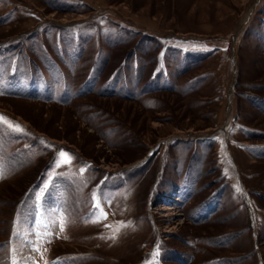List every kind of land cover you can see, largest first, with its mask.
Returning <instances> with one entry per match:
<instances>
[{
  "label": "rangeland",
  "instance_id": "obj_1",
  "mask_svg": "<svg viewBox=\"0 0 264 264\" xmlns=\"http://www.w3.org/2000/svg\"><path fill=\"white\" fill-rule=\"evenodd\" d=\"M0 117V264H264V0H0Z\"/></svg>",
  "mask_w": 264,
  "mask_h": 264
},
{
  "label": "snow or ice",
  "instance_id": "obj_2",
  "mask_svg": "<svg viewBox=\"0 0 264 264\" xmlns=\"http://www.w3.org/2000/svg\"><path fill=\"white\" fill-rule=\"evenodd\" d=\"M4 118L3 117H0V120H3ZM18 127V126H17ZM70 160H71V157H70V155L68 154V153H65V152H63V150H61V152L59 153V156H58V158H57V161H56V163H55V167H60L61 166V163H64V164H66V163H70ZM83 171V170H82ZM0 178H2V173H0ZM45 187H47V185H45ZM94 199H95V196H94ZM95 207L97 208V209H99V204H97V205H95ZM100 213H101V216L103 217V218H107V214L106 213H104L103 211H102V209H100ZM95 215V214H94ZM99 219H100V217H97V220L96 221H93V222H98L99 221ZM61 230H63V228H62V226H61ZM38 250V249H37Z\"/></svg>",
  "mask_w": 264,
  "mask_h": 264
},
{
  "label": "bare ground",
  "instance_id": "obj_3",
  "mask_svg": "<svg viewBox=\"0 0 264 264\" xmlns=\"http://www.w3.org/2000/svg\"><path fill=\"white\" fill-rule=\"evenodd\" d=\"M252 12V11H251ZM251 12H249V13H251Z\"/></svg>",
  "mask_w": 264,
  "mask_h": 264
}]
</instances>
